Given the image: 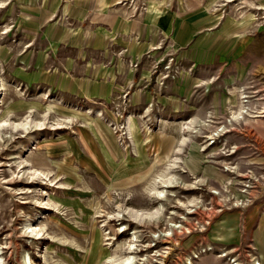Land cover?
I'll use <instances>...</instances> for the list:
<instances>
[{
	"label": "rangeland",
	"instance_id": "obj_1",
	"mask_svg": "<svg viewBox=\"0 0 264 264\" xmlns=\"http://www.w3.org/2000/svg\"><path fill=\"white\" fill-rule=\"evenodd\" d=\"M154 1L0 0V264H264V0Z\"/></svg>",
	"mask_w": 264,
	"mask_h": 264
},
{
	"label": "bare ground",
	"instance_id": "obj_2",
	"mask_svg": "<svg viewBox=\"0 0 264 264\" xmlns=\"http://www.w3.org/2000/svg\"><path fill=\"white\" fill-rule=\"evenodd\" d=\"M1 84H0V90H1ZM242 101L239 102V108H238V111H242ZM239 112V113H240ZM236 113V110H232V114L235 115ZM236 116V115H235ZM237 117V116H236ZM235 117V118H236ZM37 123V122H36ZM196 123V122H194ZM18 125H21L25 128H27V122H21V123H12L11 126L12 127H17ZM193 128V127H192ZM224 128V127H223ZM221 130V129H220ZM219 130L217 129V131H215L216 133H213V135H217ZM212 134V133H211ZM204 136H207V135H204ZM210 138V137H209ZM206 146V145H205ZM173 163H178L176 160H173ZM164 177L160 180L161 181V185H160V188L159 187H154V184H155V176L151 178V186L150 188H148L147 190H152L154 188V195L155 197H157L159 200H157V205L156 207L154 208L155 210L145 214L144 216H150V217H155L157 218V215L159 213H161V211L163 210V203L162 201H160V199L162 197H167L168 195H174V190L169 188V187H173L175 186L176 184V180H177V177L175 176L174 173H166V174H163ZM178 175V174H177ZM153 184V185H152ZM153 186V187H152ZM187 186V185H186ZM147 188V187H146ZM191 200V199H189ZM192 202V201H191ZM186 206V205H185ZM200 206V205H199ZM142 210H140L141 212ZM137 213L139 211H136ZM136 213V214H137ZM144 214V213H143ZM136 216V215H135ZM141 217V215H140ZM140 220V219H139ZM175 223V222H174ZM172 225V224H171ZM171 225L167 226V227H162L160 229V231H158V233L156 234L157 231H153L151 232V236L152 237H157V235H160L159 233L161 232L162 235H167L169 234V230L171 229ZM175 225V224H173ZM164 228V229H163ZM37 233V232H36ZM131 235H132V238H133V242H130L129 245H128V254H126L125 256H123L122 258L120 257V259H116L114 260V264H140L141 262H137V259H140L139 257H137L135 255V252H134V249L136 248L135 247V241L138 240V235L136 233V230H133L131 232ZM137 250V249H136ZM113 256H109L107 259H112ZM143 258V257H142ZM22 264H31V261H30V257L29 256H23V259H22ZM180 264H194V261L191 259L190 256H187L185 258V260L180 263ZM256 264V263H255ZM260 264V263H259Z\"/></svg>",
	"mask_w": 264,
	"mask_h": 264
},
{
	"label": "crops",
	"instance_id": "obj_3",
	"mask_svg": "<svg viewBox=\"0 0 264 264\" xmlns=\"http://www.w3.org/2000/svg\"><path fill=\"white\" fill-rule=\"evenodd\" d=\"M150 2H155V1L150 0ZM184 2H182L180 8L177 10V14H179V17H180L178 22L172 23L171 26H169V27L164 26L165 33L167 34L168 31L171 30L172 31L171 32L172 37L174 39H176V41L180 44L184 43L185 39H187L189 37L190 32H192L193 30H198V26H199L198 23H196V22H193V24L194 23H196V24L194 26H191L192 23H189V22L187 23L186 20L182 19V14L195 12V11H198L201 9L199 7H195L194 5H191L192 3L189 2L188 0H184ZM108 3H109V0H98V9H103L105 7L107 8ZM186 4H189V5H186ZM101 5H103L102 8H100ZM151 6H152V9H158L156 4H152ZM106 10H107V12H109L110 9L107 8ZM161 10L166 11V9H164V8ZM169 13H170V10H168V12L166 14L163 13L161 16H158L157 18H161L164 14L166 15V17H168L169 15H167V14H169ZM108 14H110V16L108 17L109 19L107 21H108V23H110V25L116 26V25L123 24V26H126V25L128 26V30L131 29V27H132L131 21L130 22L128 21V23L125 24V23H123V21L119 22V19H118L119 14L118 13H115V15H118V16L112 15L113 13H108ZM121 20H123V19H121ZM97 22H100V21H97ZM100 23L106 24V25L108 24V23L102 22V21ZM102 37L104 38V35H102Z\"/></svg>",
	"mask_w": 264,
	"mask_h": 264
},
{
	"label": "built area",
	"instance_id": "obj_4",
	"mask_svg": "<svg viewBox=\"0 0 264 264\" xmlns=\"http://www.w3.org/2000/svg\"><path fill=\"white\" fill-rule=\"evenodd\" d=\"M257 264H259V262H257Z\"/></svg>",
	"mask_w": 264,
	"mask_h": 264
}]
</instances>
